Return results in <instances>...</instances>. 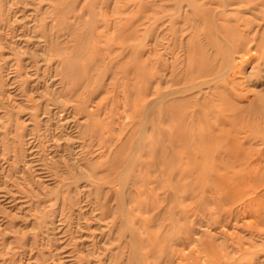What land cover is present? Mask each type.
Here are the masks:
<instances>
[{
    "label": "rangeland",
    "instance_id": "obj_1",
    "mask_svg": "<svg viewBox=\"0 0 264 264\" xmlns=\"http://www.w3.org/2000/svg\"><path fill=\"white\" fill-rule=\"evenodd\" d=\"M157 1L0 0V264H174L196 233L183 264H232L247 244L264 0ZM245 51L248 73L222 75Z\"/></svg>",
    "mask_w": 264,
    "mask_h": 264
},
{
    "label": "bare ground",
    "instance_id": "obj_2",
    "mask_svg": "<svg viewBox=\"0 0 264 264\" xmlns=\"http://www.w3.org/2000/svg\"><path fill=\"white\" fill-rule=\"evenodd\" d=\"M155 1V0H154ZM167 1V0H166ZM173 1V0H172ZM196 1L197 0H195V1H193V3H196ZM158 3L160 2V0L159 1H157ZM161 2H162V0H161ZM208 2L210 3L211 2V0H208ZM155 3V2H154ZM180 3H181V1H180ZM200 3H202V6H204V4H206L207 2H206V0H201V2ZM208 3V4H209ZM212 3V2H211ZM238 3V2H237ZM185 4H187V3H185ZM198 4V3H197ZM207 4V5H208ZM166 5V4H165ZM164 5V6H165ZM206 5V6H207ZM212 5V4H211ZM215 5H218V4H215ZM229 5V4H228ZM257 5V4H256ZM255 5V6H256ZM157 6L159 7V4H157ZM156 6V7H157ZM160 6H163L162 4L160 5ZM167 6V5H166ZM165 6V7H166ZM171 6V5H170ZM175 6V5H174ZM218 6H220V5H218ZM232 6H234V4L232 5ZM236 6V5H235ZM239 6V5H238ZM157 7V8H158ZM184 7V6H183ZM230 7V6H229ZM163 8V7H162ZM178 8V7H177ZM211 8H212V6H211ZM214 8H216L217 9V7H214ZM160 9V8H159ZM163 9H165V8H163ZM173 9V8H172ZM206 9L208 10V8L206 7ZM224 9V8H223ZM155 10H157V9H155ZM167 10V9H166ZM211 10V9H210ZM219 10V9H218ZM221 10V9H220ZM219 10V11H220ZM225 10V9H224ZM159 11V10H158ZM161 11V10H160ZM177 11V10H176ZM189 11H191V10H189ZM218 11V12H219ZM155 12V11H154ZM230 12V11H229ZM156 13V12H155ZM192 13V12H191ZM221 14V13H220ZM169 15H171V14H169ZM183 16H184V14H182ZM216 15V14H215ZM221 16V15H220ZM139 20H140V17H139ZM142 20V19H141ZM160 21V20H159ZM140 22H142V21H140ZM156 22V21H155ZM168 22V21H167ZM179 22H180V20H179ZM183 22V21H182ZM236 22V21H235ZM245 22V21H244ZM161 23V22H160ZM165 23V22H164ZM189 23V22H188ZM136 24V23H135ZM162 24V23H161ZM160 24V25H161ZM194 24V26H195V23H193ZM220 24V23H219ZM191 25V24H190ZM162 26H163V24H162ZM166 26H168V25H166ZM180 26V25H179ZM203 27H204V25H202ZM221 26V25H220ZM160 27V26H159ZM164 27H165V25H164ZM182 27V26H181ZM217 27V26H216ZM162 28V27H161ZM180 28V27H179ZM157 29H159V28H157ZM169 29V28H168ZM187 29H188V27H187ZM189 29H190V26H189ZM165 30V29H164ZM167 30V29H166ZM186 30V29H185ZM200 30H201V27H200ZM218 30V29H217ZM226 30H227V28H226ZM229 30H230V28H229ZM160 31V30H159ZM179 31H181L182 32V28H181V30H179ZM178 31V32H179ZM196 31H197V29H196ZM195 31V32H196ZM205 31V30H204ZM228 31V30H227ZM136 32V31H135ZM134 32V33H135ZM180 32V33H181ZM156 33H157V31H156ZM163 33V32H162ZM251 33V32H250ZM161 34V33H160ZM168 34V33H167ZM136 35V34H135ZM141 35V34H140ZM143 35V34H142ZM159 35V34H158ZM213 35V34H212ZM217 35V34H216ZM134 36V35H133ZM170 36V35H169ZM222 36V35H221ZM132 37V36H131ZM138 37V36H137ZM146 37V36H145ZM159 37H160V35H159ZM184 37V36H183ZM224 37V36H223ZM168 38V37H167ZM230 38V37H229ZM258 38V37H257ZM136 39V38H135ZM139 39V38H138ZM162 39V38H161ZM180 39V38H179ZM181 39H182V36H181ZM191 39V37L188 39V40H190ZM231 39V38H230ZM129 40V39H128ZM163 40V39H162ZM251 40V39H250ZM136 41V40H135ZM164 41H168L167 39H164ZM170 41V40H169ZM127 42V41H126ZM151 42V41H150ZM161 42H163V41H161ZM203 42V41H202ZM236 42V41H235ZM239 41L237 40V42L236 43H238ZM89 43V42H88ZM174 43V42H173ZM180 43V42H179ZM182 43V42H181ZM198 43V42H197ZM205 43V42H204ZM146 44V43H145ZM163 44V43H162ZM166 44V43H165ZM164 44V45H165ZM183 44V43H182ZM88 45V44H87ZM129 45V44H128ZM134 45V44H133ZM167 45V44H166ZM165 45V46H166ZM222 45H224V44H222ZM257 45V44H256ZM125 46V45H124ZM127 46V45H126ZM182 46V45H181ZM180 46V47H181ZM205 46V45H204ZM229 46H230V44H229ZM250 46V45H249ZM146 47V46H145ZM159 47V46H158ZM162 47H164V46H162ZM173 47V46H172ZM176 47V46H175ZM232 47V46H231ZM126 48H128V47H126ZM152 48V47H151ZM171 48V47H170ZM183 48V47H182ZM96 49V48H95ZM165 49V48H164ZM163 49V50H164ZM169 49V48H168ZM260 49V48H259ZM131 50V49H130ZM149 50H151V49H149ZM155 50V49H154ZM158 50H160V48L158 49ZM252 50H253V48H252ZM252 50H249V51H252ZM152 51V50H151ZM150 51V52H151ZM179 51V50H178ZM183 52H184V50H182ZM238 51V50H237ZM248 51V52H249ZM256 51V50H255ZM145 52V51H144ZM147 52V51H146ZM155 52H156V50H155ZM175 52H177V51H175ZM216 52V51H215ZM232 52V51H231ZM233 52H235L234 50H233ZM248 52H246L245 51V53H239V55L237 56L236 54H234L235 56H234V58L231 60V62H230V66H228V68H227V70H224L221 74L222 75H224V74H226L228 71H231V72H233V73H236V71H238V72H240V71H242V73L240 74L241 76L240 77H242V74L243 73H248L247 72V70L245 69V65H246V62L250 59V58H255L256 57V55L255 56H253V57H251V55L252 54H250L249 55V53ZM253 52H254V50H253ZM140 53H141V51H140ZM169 53V52H168ZM237 53V52H236ZM246 53H248V54H246ZM154 54V53H153ZM170 55H171V52L169 53ZM258 54V53H257ZM133 56H134V54H132ZM157 55V54H156ZM166 55V54H165ZM174 55H175V53H174ZM145 56V55H144ZM143 56V57H144ZM155 56V55H154ZM168 56V55H167ZM173 56V55H172ZM171 56V57H172ZM182 56H184V55H182ZM156 57V56H155ZM169 57V56H168ZM176 57V56H175ZM180 57L181 56H179L178 58H179V61H180ZM258 57V56H257ZM139 58H142V57H140V55H139ZM184 58H185V56L184 57H182V59L184 60ZM156 59V58H155ZM165 59V58H164ZM173 59H175L174 57H173ZM177 59V58H176ZM187 59V58H186ZM144 60V59H143ZM165 60H167V59H165ZM216 60V59H215ZM228 60H229V58H228ZM145 61V60H144ZM170 61V60H169ZM256 61V60H255ZM166 62V64H167V61H165ZM177 62V61H176ZM188 62V61H187ZM145 63V62H144ZM179 63V62H178ZM218 63V62H217ZM250 63V62H249ZM253 63H255V62H253ZM259 63V62H258ZM156 64H157V61H156ZM180 64V63H179ZM178 64V65H179ZM137 65V64H136ZM160 65H163L162 64V62H161V64ZM214 65V64H213ZM220 66V65H219ZM152 67H153V65H152ZM169 67H170V64H169ZM217 67H218V65H217ZM216 67V68H217ZM142 68H143V66H142ZM141 68V69H142ZM154 68V67H153ZM162 68V67H161ZM160 68V69H161ZM164 68H166V67H164ZM180 68V67H179ZM190 68V67H189ZM201 68V67H200ZM199 68V69H200ZM139 69H140V67H139ZM138 69V71H140ZM175 69V68H174ZM212 69H214L213 67H212ZM219 69V68H218ZM217 69V70H218ZM176 70H177V68H176ZM216 69H214L213 71H217ZM167 71V70H166ZM156 72V71H155ZM154 72V73H155ZM162 72V71H161ZM164 72H165V70H164ZM192 72H194V70L193 71H191V73ZM211 72H212V70H211ZM210 72V73H211ZM171 73V72H170ZM169 73V74H170ZM190 73V72H189ZM232 73V74H233ZM72 74V73H71ZM220 74V75H221ZM238 74V73H237ZM156 75V74H155ZM155 75H153V76H155ZM164 75V74H163ZM178 75V74H177ZM183 75H184V73H183ZM189 75V74H188ZM188 75H186L187 76V78H188ZM203 75V74H202ZM206 75V74H205ZM205 75H204V77H205ZM211 75H212V73H211ZM214 75V74H213ZM166 76H168V75H166ZM182 76V75H181ZM210 76V75H209ZM250 76V75H249ZM248 76V78L250 79L251 77H249ZM169 77H170V75H169ZM216 77H219V75L218 76H216ZM215 77V78H216ZM231 77H232V75H231ZM244 77V76H243ZM146 78H148V77H146ZM151 78H153V77H151ZM156 78H157V76H156ZM176 78V77H175ZM221 78H223L222 76H221ZM145 79V78H144ZM168 79V78H167ZM179 79V78H178ZM181 79H182V77H181ZM186 79V78H185ZM211 79V78H210ZM209 79V80H210ZM246 79V78H245ZM151 80V79H150ZM156 80V79H155ZM165 80H166V78H165ZM173 80V79H172ZM190 80V79H189ZM208 80V79H207ZM220 80V79H219ZM148 81H149V79H148ZM153 81H154V79H153ZM170 81V80H169ZM230 81V80H229ZM90 82H92L91 81V79H90ZM88 83V84H91V83ZM96 82H97V80H96ZM95 81H94V83H96ZM150 82V81H149ZM184 82V81H183ZM232 82V81H231ZM99 83V82H98ZM98 83H96V84H98ZM151 83H153L152 82V80H151ZM160 83H161V78H159V80H158V85H157V91L159 92L160 91ZM181 83V82H180ZM187 83V82H186ZM195 83V82H194ZM198 83V82H197ZM197 83H195V84H193V83H191V84H193L194 86H196V85H198ZM155 84V83H154ZM153 84V85H154ZM165 84V83H164ZM168 84H169V82H168ZM182 84V83H181ZM181 84H179L180 86H181ZM201 84V83H200ZM199 84V85H200ZM204 84V83H203ZM202 84V85H203ZM209 84V83H208ZM193 85H191V86H193ZM201 85V86H202ZM149 86H150V84H149ZM185 86H187V85H185ZM190 86V87H191ZM184 88H186V87H184ZM199 88V87H198ZM207 88V87H206ZM181 89V88H180ZM183 89V88H182ZM192 89V88H191ZM202 89H203V87H202ZM205 89V88H204ZM149 90H150V92H151V89L149 88ZM173 90V89H172ZM177 90V89H176ZM187 90V89H186ZM147 91V90H146ZM146 91H145V94H146ZM152 91H154V90H152ZM166 91V90H165ZM143 92V91H142ZM149 92V91H148ZM164 92V91H163ZM174 92V91H173ZM180 92V91H179ZM155 93V92H154ZM166 94H167V92H165ZM198 93V92H197ZM153 94V93H152ZM162 94V93H161ZM160 94V95H161ZM170 94V93H169ZM168 94V95H169ZM182 94V93H181ZM205 94V93H204ZM167 95V96H168ZM154 96V95H153ZM162 96V95H161ZM164 96V95H163ZM171 96V95H170ZM166 97V96H165ZM183 97V96H182ZM155 98V97H154ZM146 99V98H145ZM149 99V98H148ZM165 99V98H164ZM204 99V98H203ZM236 99V98H235ZM151 100V99H150ZM154 100H156V99H154ZM160 100H162V99H160ZM204 100H207V99H204ZM217 100V99H216ZM170 101V100H169ZM154 102V101H153ZM153 102H151V104H149V107H150V105L152 106V103ZM157 103H159V102H157ZM156 103V104H157ZM97 105V104H96ZM156 106V105H155ZM98 107V106H97ZM95 108H96V106H95ZM151 108V107H150ZM141 109V108H140ZM148 111H150V110H148ZM182 113V112H181ZM207 117V116H206ZM158 118V117H157ZM187 118V117H186ZM218 120H220V119H218ZM222 120V119H221ZM219 121V122H223V121ZM170 125V124H169ZM171 126V125H170ZM169 126V127H170ZM182 126V125H181ZM184 126H182L181 127V129H184L185 130V128H183ZM97 129V128H96ZM167 130H168V128H166ZM177 129V128H176ZM110 130V129H109ZM172 130V129H171ZM103 131V130H102ZM106 131V130H105ZM104 131V132H105ZM145 131V130H144ZM164 131V130H163ZM176 131V130H175ZM178 131V130H177ZM179 131H181L180 129H179ZM97 132H98V130H97ZM107 132V131H106ZM106 132H105V134H106ZM167 133V132H166ZM200 133V132H199ZM220 133V132H219ZM108 134V133H107ZM144 134V133H143ZM143 134H141V136L143 135ZM100 135V134H99ZM195 135V134H194ZM106 136V135H105ZM168 136V135H167ZM107 137V136H106ZM165 138H166V136H164ZM105 138V137H104ZM157 138H158V136H157ZM194 138V137H193ZM243 138V137H242ZM98 139V138H97ZM167 139V138H166ZM244 139V138H243ZM112 140V139H111ZM164 140V139H163ZM108 141H110V139L108 140ZM200 141H201V139H200ZM113 142V141H112ZM105 143V142H104ZM202 143V141L200 142V144ZM137 144H138V142H137ZM142 144H144V143H142ZM113 145V144H112ZM195 145V142H194V144H193V146ZM137 146V145H136ZM144 146V145H143ZM109 147H111V146H109ZM139 147V146H138ZM143 148V147H142ZM192 148V147H191ZM195 148V147H194ZM106 149V148H105ZM193 149V148H192ZM192 149H190V150H192ZM196 149H197V147H196ZM240 149V148H239ZM207 150H210V149H207ZM220 150V149H219ZM242 150H244L243 148H241V150L240 151H242ZM136 151V150H135ZM197 151V150H196ZM245 151V150H244ZM243 151V152H244ZM183 152V151H182ZM193 152V151H192ZM214 152V151H213ZM220 152V151H219ZM258 152V151H257ZM185 154V153H184ZM220 154H221V152H220ZM254 154V153H253ZM196 155H198V153L196 154ZM219 156V155H218ZM255 157V156H254ZM188 159V158H187ZM121 160H122V158H121ZM130 160V159H129ZM122 162V161H121ZM196 162V161H195ZM194 162V163H195ZM118 163H119V161H118ZM124 163V162H123ZM128 163V162H127ZM246 163V162H245ZM253 163V162H252ZM251 163V164H252ZM119 166V165H118ZM123 166H124V164H123ZM126 166V165H125ZM128 166V165H127ZM252 167V166H251ZM116 168V167H115ZM122 168V167H121ZM166 168V167H165ZM253 168V167H252ZM261 168V171H262V167H260ZM255 169H257V168H254V171H255ZM252 171H253V169H252ZM180 172V171H179ZM181 173V172H180ZM259 174V173H258ZM236 175H238V174H236ZM251 175L252 174H250V177H251ZM180 176V175H179ZM235 178H238V177H235ZM254 178V177H253ZM248 179H250V178H247V180H246V182L247 181H249ZM252 179V178H251ZM236 181V180H235ZM249 182H251V181H249ZM255 183L251 186V188H250V192H251V196H250V201H249V203H250V207H251V218H250V222H249V235H248V240H247V244L246 245H244L245 243H243V246H234V248H233V255H235V253H237L238 255L235 257V260H236V262L235 263H232V264H264V191H261V189H262V187L264 186V183H261L260 182V179H259V176L256 174V176H255V181H254ZM236 184V183H235ZM234 184V185H235ZM242 184V183H241ZM237 185V184H236ZM247 185V184H246ZM238 186V185H237ZM219 187V186H218ZM243 191V190H242ZM249 192V193H250ZM244 193V192H243ZM248 193V194H249ZM246 194V193H245ZM221 196V195H220ZM246 196V195H245ZM106 198V197H105ZM248 200V199H247ZM128 202V201H127ZM130 210V209H129ZM144 211H145V208L143 209ZM130 212V211H129ZM134 216V215H133ZM123 218V217H122ZM138 218H139V216H138ZM143 220V219H142ZM126 221H127V219H126ZM125 221V222H126ZM145 223V222H144ZM125 225V224H124ZM124 232V231H123ZM137 232V231H136ZM222 232V231H221ZM220 232V233H221ZM130 233V232H129ZM186 233V232H185ZM188 233V232H187ZM186 233V234H187ZM136 234V233H135ZM215 234V233H214ZM216 235H218V234H216ZM227 235V234H226ZM225 235V236H226ZM229 235V234H228ZM231 235H232V233H231ZM234 235V234H233ZM130 236V235H129ZM202 236H204V235H201V236H199L197 233L196 234H188L184 239H177V240H175V239H172L171 240V243H170V245H169V247H170V250H169V258H170V260L171 259H173V256H174V254H177L178 255V257H180V260H178L177 262H175L174 264H183V260L184 259H187L188 258V256L191 254H194V255H192V256H195V257H201L202 258V255H201V251H203V250H201L200 249V247H199V244L201 243V242H203L202 241V239H203V237ZM230 236V235H229ZM228 236V237H229ZM131 237V236H130ZM138 237V236H137ZM227 237V238H228ZM236 237V236H235ZM245 237V236H244ZM243 237V238H244ZM118 238V237H117ZM122 238V237H121ZM152 238V237H151ZM222 238V237H221ZM147 239V238H146ZM154 239V238H153ZM163 239V242H164V238H162ZM166 239V238H165ZM208 239V238H207ZM236 239V238H235ZM134 240H136V239H134ZM206 240V239H205ZM209 240V239H208ZM211 240H213L212 238H211ZM230 240H231V238H230ZM241 240V239H240ZM154 241V240H153ZM223 241V240H222ZM232 241V240H231ZM230 241V242H231ZM207 242V241H206ZM210 242V241H209ZM137 243V242H136ZM213 243V242H212ZM212 243H210V244H212ZM229 243V242H228ZM125 245V244H124ZM180 245V246H179ZM216 245V244H215ZM233 245V244H232ZM150 246H151V244H150ZM217 246V245H216ZM230 247V246H229ZM209 251H211L213 248H215V247H213V248H211V247H206ZM153 249V248H152ZM151 249V250H152ZM216 249V248H215ZM223 249V248H222ZM137 250H138V248H137ZM214 250V249H213ZM159 250L157 249V252H158ZM217 252H218V250H216ZM213 253H214V251H212ZM222 252H223V250H222ZM139 253V252H138ZM143 253V252H142ZM221 253V252H220ZM144 254V253H143ZM215 254V253H214ZM158 255V254H157ZM176 255V256H177ZM205 255V254H204ZM225 255H229V253H221L220 255H219V253L218 254H216L215 255V260H212V261H210L212 264H229V263H227L226 261H223L222 259H223V257L225 256ZM151 256V255H150ZM119 257V256H118ZM143 257H144V255H143ZM206 257V256H205ZM145 258H146V256H145ZM176 258V257H175ZM118 259V258H117ZM134 259V258H133ZM189 259V258H188ZM205 260H206V258H204ZM203 260V259H202ZM208 260V259H207ZM132 261V260H131ZM163 261H165V260H163ZM185 261V260H184ZM204 261V260H203ZM133 262V261H132ZM145 262V261H144ZM135 263V262H134ZM166 263V262H165ZM198 263V262H197ZM136 264V263H135ZM139 264H140V262H139ZM188 264V263H187ZM194 264H196V263H194ZM208 264V263H207Z\"/></svg>",
    "mask_w": 264,
    "mask_h": 264
}]
</instances>
